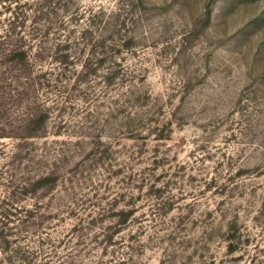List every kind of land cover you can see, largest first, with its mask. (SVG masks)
<instances>
[{"label":"rangeland","instance_id":"1","mask_svg":"<svg viewBox=\"0 0 264 264\" xmlns=\"http://www.w3.org/2000/svg\"><path fill=\"white\" fill-rule=\"evenodd\" d=\"M0 264H264V0H0Z\"/></svg>","mask_w":264,"mask_h":264},{"label":"trees","instance_id":"2","mask_svg":"<svg viewBox=\"0 0 264 264\" xmlns=\"http://www.w3.org/2000/svg\"><path fill=\"white\" fill-rule=\"evenodd\" d=\"M15 55L20 57V58H24L26 56V52L25 51H20L19 53L15 54Z\"/></svg>","mask_w":264,"mask_h":264}]
</instances>
